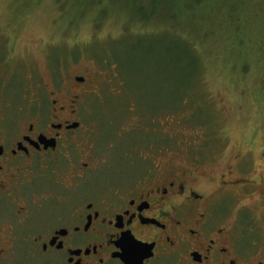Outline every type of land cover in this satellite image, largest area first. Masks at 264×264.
Listing matches in <instances>:
<instances>
[{
	"label": "rangeland",
	"instance_id": "rangeland-1",
	"mask_svg": "<svg viewBox=\"0 0 264 264\" xmlns=\"http://www.w3.org/2000/svg\"><path fill=\"white\" fill-rule=\"evenodd\" d=\"M178 1L152 0L139 10L133 0H0V114L11 118L14 107L23 113L35 104L50 114L64 105L83 123L59 149L92 170L73 175L66 166L57 177L116 181L188 171L219 185L232 170L233 178L260 183L264 0ZM153 12L168 27L139 34L137 17ZM35 117L19 116V126ZM255 188L220 191L217 210L247 226V240L264 254Z\"/></svg>",
	"mask_w": 264,
	"mask_h": 264
},
{
	"label": "flooded vegetation",
	"instance_id": "flooded-vegetation-1",
	"mask_svg": "<svg viewBox=\"0 0 264 264\" xmlns=\"http://www.w3.org/2000/svg\"><path fill=\"white\" fill-rule=\"evenodd\" d=\"M35 105L0 114V264H264L249 228L217 210L218 193L241 186L256 187L264 205L263 175L262 185L232 170L219 185L188 171L59 178L66 166L73 175L92 170L59 149L83 123L64 105L50 114ZM29 113L35 119L20 127L19 116Z\"/></svg>",
	"mask_w": 264,
	"mask_h": 264
},
{
	"label": "trees",
	"instance_id": "trees-1",
	"mask_svg": "<svg viewBox=\"0 0 264 264\" xmlns=\"http://www.w3.org/2000/svg\"><path fill=\"white\" fill-rule=\"evenodd\" d=\"M149 2H152V0H133V4L136 5V9H139V10H143L144 7H145V3H149ZM188 7H193V6H197V5H201L202 3H205V0H184L183 1ZM182 0H179L178 2H176V5L177 6H182L181 4L183 3ZM193 4V5H192ZM156 13H145L142 17H137V20H139V23H138V26L140 28H137V29H144L143 32L139 33V34H142V33H147L148 31L149 32H153V31H156V29L159 30V28H162V27H168V23L167 22H163L162 25H160L159 23H157V19H156ZM175 15H172V17H174ZM106 17V16H105ZM133 26H136V25H133ZM161 26V27H160ZM149 27L151 29H149ZM151 30V31H150ZM143 34V35H145ZM240 42H244L245 44V48H249V49H253V45L251 42H248L246 43L245 41H242L244 40V37H240ZM186 41V40H185ZM187 42V41H186ZM249 57L250 55L248 54H245L243 56V59H242V64L245 65V73H242L244 76L250 74L249 72L247 73V69L249 68ZM236 82H240V80L236 79Z\"/></svg>",
	"mask_w": 264,
	"mask_h": 264
},
{
	"label": "water",
	"instance_id": "water-1",
	"mask_svg": "<svg viewBox=\"0 0 264 264\" xmlns=\"http://www.w3.org/2000/svg\"><path fill=\"white\" fill-rule=\"evenodd\" d=\"M77 80H78V81H83L84 78H83V77H77ZM77 125H78V123H77V124H73L72 127H76ZM51 141L53 142V143H52V146H55V145H56V141H55V140H49V143H50V144H51Z\"/></svg>",
	"mask_w": 264,
	"mask_h": 264
}]
</instances>
